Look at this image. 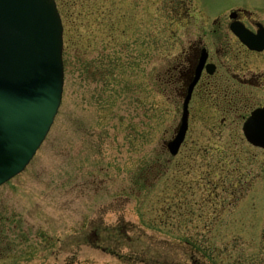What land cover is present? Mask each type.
Instances as JSON below:
<instances>
[{"label": "rangeland", "instance_id": "obj_1", "mask_svg": "<svg viewBox=\"0 0 264 264\" xmlns=\"http://www.w3.org/2000/svg\"><path fill=\"white\" fill-rule=\"evenodd\" d=\"M198 1L214 11L264 4ZM56 2L74 25L62 101L32 161L0 186V264H264V150L242 134L245 117L264 105V88H239L255 103L244 111L246 101L195 100L172 157L166 144L183 100L158 81L187 63L199 40L211 61L258 74L264 52L222 37L228 22L214 34L196 18L195 0ZM94 229L105 250L95 247Z\"/></svg>", "mask_w": 264, "mask_h": 264}, {"label": "water", "instance_id": "obj_2", "mask_svg": "<svg viewBox=\"0 0 264 264\" xmlns=\"http://www.w3.org/2000/svg\"><path fill=\"white\" fill-rule=\"evenodd\" d=\"M252 50L264 37L242 36ZM63 28L54 0H0V185L21 173L44 141L58 112L64 85ZM205 59L188 88L175 137L166 146L177 155L188 130V105ZM247 141L264 149V108L244 123Z\"/></svg>", "mask_w": 264, "mask_h": 264}, {"label": "flooded vegetation", "instance_id": "obj_3", "mask_svg": "<svg viewBox=\"0 0 264 264\" xmlns=\"http://www.w3.org/2000/svg\"><path fill=\"white\" fill-rule=\"evenodd\" d=\"M185 1L186 0H177V6H182ZM172 3L174 5L173 1ZM195 3L196 8L198 9V12H196V18H199L201 23L205 26H209L210 24V26L216 27L215 31H212L214 34H217L219 30L218 35H220L223 28L222 26H224V24L228 22L226 27L227 33L222 34V37L227 38L226 36L230 34L233 38L237 39L238 44L243 50H245V52L251 54L263 53H256L245 47L244 44H242L231 31V26L234 23L242 24L249 31L257 34L260 29V25L264 27V19L256 15H258L257 13H260L264 16V4H251L248 5L249 9L245 6H242V4H237L231 7H223L220 11H214L212 7H207L205 4L199 3L198 0H195ZM253 8H256L257 11ZM108 28L109 35L107 36V38L111 40L114 38L115 34L114 23H111ZM78 37L80 39L81 45L83 37L81 34H79ZM216 39L220 42L221 37L218 36ZM197 42L198 44H195L196 42H194V44H192L193 46L189 47L186 56L187 63H183V60L177 62L173 66V69H171V71L169 72V75L166 74L159 77L158 81L160 82V84L163 87H177L176 92L183 100L187 93L189 85L195 77V71L199 64L203 50H206L208 54L206 64H214L215 70L213 74H209L206 70V67L203 68L200 79L194 88L190 104L195 100L203 103L209 101L210 99H212L214 102H217L220 99H230L229 103L232 101L235 102V104L243 103L246 101L247 104L244 105L245 107L242 106L243 111L248 109V107L253 106V104L255 103L253 102V98H251L250 96L252 94L250 92V94H245L244 91L239 88H248L250 90H258L264 88V71L262 74H258L254 73L252 70H249V68L245 65L232 67L230 64L228 66H225L222 63L218 64V62H213L211 61L212 53L210 48L202 40H199ZM110 44L111 43H108V45ZM222 48L223 51L221 48L219 50L222 51L223 54H227L231 50L228 49L229 47L223 46ZM185 53L186 51H183V55H185ZM229 80L234 87L228 83ZM230 86L235 89L231 90L232 88ZM239 110L240 106H237L234 112H237ZM98 232L99 229H94L92 233V236L95 239L94 245L96 248L105 250L104 248H102L101 242H99ZM192 264L199 263L198 261L194 260Z\"/></svg>", "mask_w": 264, "mask_h": 264}, {"label": "trees", "instance_id": "obj_4", "mask_svg": "<svg viewBox=\"0 0 264 264\" xmlns=\"http://www.w3.org/2000/svg\"><path fill=\"white\" fill-rule=\"evenodd\" d=\"M68 22L70 23L71 25V28H73V24H72V21H67V24ZM73 37V36H72ZM66 44L69 45V44H74V38H71L69 35H66Z\"/></svg>", "mask_w": 264, "mask_h": 264}]
</instances>
